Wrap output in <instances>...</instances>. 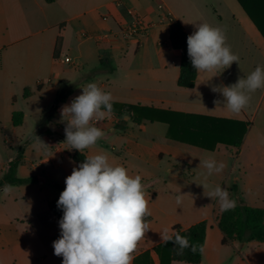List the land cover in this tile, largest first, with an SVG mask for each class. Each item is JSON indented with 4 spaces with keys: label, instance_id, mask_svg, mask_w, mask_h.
I'll list each match as a JSON object with an SVG mask.
<instances>
[{
    "label": "crops",
    "instance_id": "0c3cea01",
    "mask_svg": "<svg viewBox=\"0 0 264 264\" xmlns=\"http://www.w3.org/2000/svg\"><path fill=\"white\" fill-rule=\"evenodd\" d=\"M13 8L23 11L22 20L9 21L7 13H12ZM136 15L152 24L151 31L139 42L122 37L105 43L96 41V35L118 32ZM171 20L180 22L188 35L195 31L194 23L207 22L225 29L227 44L240 57L239 65L234 62L217 76L200 72L193 89L179 87L181 51L173 49L170 43ZM58 39L61 43L56 56ZM66 58L76 65L67 63ZM257 65H264V37L237 0H18L15 5L10 1L7 7L0 0V138L10 149L8 152L0 149V181L8 164L19 156L22 157L17 176L38 178L37 183L13 186L7 196L3 194L4 186L0 187V264H62V257L54 255L52 246L60 237V219L49 208V203L59 196L45 189L47 179L36 175L40 166L30 156L41 149L50 153L44 162L57 167L64 159L73 161L75 149L64 143L66 121L62 119L61 109L76 97L75 89L85 87L89 79L97 77L102 78L99 87L111 92L113 104L149 106L250 123L239 149L220 145L215 151H207L169 139L166 124L136 123L131 117L132 126H129L114 114L110 119L95 122L105 136L83 152L86 156L103 152L114 165L116 153L120 152L132 168L130 175L139 174L148 183L144 190L152 221L145 238L138 242L135 258L149 252L151 264H160L155 248L162 243L165 228L171 235L175 225L188 229L207 221L200 264H226L222 253L239 242L222 244L224 234L214 213L220 207L213 204L207 208L206 192L184 210L177 201L155 196L153 189L158 185L181 189L190 180L205 182L206 169L199 165L200 160L210 156L226 164L222 173L208 178L207 182L214 186L219 184L224 188L238 164L239 175H264V148L260 144L264 141V89L253 93L250 105L239 114L228 111L222 94L212 91L214 86L231 85L238 77H246ZM64 89L72 95L48 118L54 127H42L39 133L28 136L20 134L32 117L29 106L34 98L38 95L43 102L51 103ZM217 100L221 103H214ZM14 112L24 113L22 126H14ZM33 135L43 142L48 137L53 143L44 142L47 147L34 146ZM230 151L232 158L228 156ZM240 180V177L234 179L237 187ZM249 181L253 183L254 179ZM41 201L47 206L43 213ZM158 221L160 225L155 224ZM246 258L243 263L264 264V253L256 256L247 253Z\"/></svg>",
    "mask_w": 264,
    "mask_h": 264
},
{
    "label": "clouds",
    "instance_id": "9594fccd",
    "mask_svg": "<svg viewBox=\"0 0 264 264\" xmlns=\"http://www.w3.org/2000/svg\"><path fill=\"white\" fill-rule=\"evenodd\" d=\"M194 25L195 31L187 37V53L197 73L212 72L217 76L234 62L239 65L240 57L227 44L225 29L207 22ZM259 89H264V65H257L231 85L212 87L213 92L222 94L224 107L233 114L245 110L252 94ZM113 103L111 92H105L96 83L82 87V94L61 109L62 119L66 121L64 143L80 153L94 147L105 136L95 122L114 115ZM131 115L134 113L125 110L122 116L129 126H132ZM34 146L47 147L36 135ZM201 165L206 169L205 182L199 184L204 195L206 192L205 196L216 199L221 212L235 209L237 202L226 188L207 183L213 174L222 173L226 164L210 156L200 160ZM12 187L6 184L3 194H10ZM183 196L177 195L178 204ZM148 204L141 175L132 176L125 166L110 163L103 152L87 155L65 178V188L57 201L63 216L59 220L60 237L52 245L54 255L62 257V264H132L138 242L150 229L146 219L151 216ZM168 233L169 229L165 228L161 242L165 245L172 242L176 255H183L185 249L193 254L204 253V247L190 243L188 237L178 232L174 236Z\"/></svg>",
    "mask_w": 264,
    "mask_h": 264
},
{
    "label": "trees",
    "instance_id": "16d2710c",
    "mask_svg": "<svg viewBox=\"0 0 264 264\" xmlns=\"http://www.w3.org/2000/svg\"><path fill=\"white\" fill-rule=\"evenodd\" d=\"M250 19L254 22L262 36L264 37V0H237ZM170 43L173 49L181 51L180 76L178 85L181 88L193 89L196 85L198 73L191 65L187 53V37L189 36L184 26L180 22H173L170 27ZM61 40L58 39L55 55L59 52ZM27 94V91H26ZM72 93L69 90H62L56 97L55 104L51 111V116L57 111L60 105L64 104ZM15 101V99H14ZM114 114L122 117L125 110L134 118L136 123L151 122L168 125V138L176 142L198 147L207 151H215L220 145L227 149H239L249 130L250 123L234 119L217 118L207 115H194L176 112L172 110L158 109L155 107L123 104H113ZM24 121L23 112L13 113V124L15 127L22 126ZM33 135L32 137H34ZM22 156L10 162L7 170L0 181V187L6 184L12 186L28 185L38 182L37 177L19 178L17 168L20 165ZM86 155L75 150L72 154L73 161L79 165ZM144 189L148 188V183L142 180ZM55 188L62 192L65 186L55 183ZM234 191L239 193L238 187L234 186ZM59 197L49 203L52 213L61 219L63 211L57 207ZM218 227L224 234L222 244L229 245L233 242L246 244L250 242L264 243V209L251 207L245 203L236 205L235 209L221 212L215 210ZM146 219L150 222L152 217ZM208 222L202 221L188 229L181 225L172 228V234L179 233L189 238L190 243H196L204 247ZM160 264H173L174 262H184L188 264H200L203 254L199 252L193 254L190 249H185L183 255H176L175 246L172 242L167 245L159 244L155 248ZM134 264H151L150 253L146 252L134 259Z\"/></svg>",
    "mask_w": 264,
    "mask_h": 264
},
{
    "label": "rangeland",
    "instance_id": "374dc122",
    "mask_svg": "<svg viewBox=\"0 0 264 264\" xmlns=\"http://www.w3.org/2000/svg\"><path fill=\"white\" fill-rule=\"evenodd\" d=\"M10 1L14 5L18 2V0H10ZM10 1L2 0V4H4V6L6 7L8 5L10 6ZM22 12H23L22 10H16V8L15 9L13 8L12 13H9V12L7 13L9 21L11 22L13 20H16V21L22 20L23 19ZM164 15L166 17H169L167 13H165ZM78 67L79 65L77 64V68ZM85 71H89L88 68H85ZM101 81H102V78L100 77L89 79V83H96L98 86L101 84ZM103 90L105 92H108L107 89L106 90L103 89ZM74 91H75L74 95L78 96L82 94V87H79V89H75ZM33 102H35V104ZM33 102L29 106V108L32 111V117L28 119L26 125L23 126L22 129H20L21 130L20 134H24L25 136H28L29 134H33V133L35 134L36 132L39 133L41 130H38V129H41L42 127H49V128L54 127L53 123H50L48 121V118L51 117L50 114H52L51 111L53 109L55 101L51 103H48L47 101L43 102V99H41V97L37 95L34 98ZM61 140L62 139H60L59 141ZM44 142L48 143L49 145L53 143V141L48 137L44 138ZM260 144L264 148V141L261 142ZM0 149L5 150L6 152L10 151V149H7L5 147L4 140L2 137L0 138ZM43 151L44 150L39 149L36 151L35 155L30 156L31 161H33L34 163H37L40 166L39 170L36 171L35 173L37 176H41L47 179V183L45 184L46 190H49L53 192L54 194L60 196L61 192H59L55 188L54 183H58V184L65 186V178L71 174L72 169L74 167H77V165L73 163V161L70 160L69 158L64 159L62 163H60L61 164L60 167H57L54 163L52 164V163L44 162V160L48 157V155H50V153L47 150H45V153H43ZM116 155H118V157L117 159H115L116 160L115 164H120V165L125 166L128 169L129 174H130L132 172V168L130 164L125 159L121 158L120 152H117ZM232 155L233 153L230 151L228 153V156L232 158L233 157ZM234 161H237L236 157ZM236 168L239 169V164L237 165ZM237 169L234 175L230 178L228 182H226L224 186V188H226L229 191L230 197L236 200L237 205L240 203H245L251 207L264 209V175H259L257 173L239 175V171ZM236 177H240L242 179V181L240 180L238 182L239 184L238 187L240 186V188H238L240 191L239 193H236L234 191V186L236 184L234 179ZM250 178L254 179L253 183H250L249 181ZM41 181L43 183L45 182L44 179H41ZM195 181L190 180L189 182H185V184H182L181 189L176 188V187L168 188V187H163L162 185H158L157 187L153 189L154 195L158 196L159 198H162V200H165V201L174 200L176 202L177 195L179 193L184 194V196L182 197L181 207L184 210H187L191 206V204L195 203V201L197 200L196 198L199 197L198 195H201V196L204 195L202 192V190H204L203 186L199 185L204 182L200 181V183H196ZM210 185L214 186L213 184H210ZM205 198H208L207 208L213 204H215L216 207H220L216 199L212 200L211 198L207 196ZM201 200L202 199H198L199 202L203 203V200L202 201ZM40 205H42L40 212L43 213V208L47 209V206H45V202H42V201ZM180 216L181 215H179L178 217ZM155 224L160 225L161 221H158ZM246 244L247 245L243 246V244L239 243L235 247L230 246L229 248L225 249V251L222 253V257L226 259V264L228 263L229 264H246V263H243V260L247 259L246 258L247 253L253 254L255 256L257 254H260V252L261 254L264 253V243L250 242Z\"/></svg>",
    "mask_w": 264,
    "mask_h": 264
},
{
    "label": "built area",
    "instance_id": "2783aa9c",
    "mask_svg": "<svg viewBox=\"0 0 264 264\" xmlns=\"http://www.w3.org/2000/svg\"><path fill=\"white\" fill-rule=\"evenodd\" d=\"M173 23V20H171ZM152 29V24L143 16L136 15L130 23L121 26L118 32H106L95 36L98 43L109 42L112 39L122 37L127 40H133L139 42L145 38ZM65 61L72 66L76 64L70 59L66 58Z\"/></svg>",
    "mask_w": 264,
    "mask_h": 264
}]
</instances>
